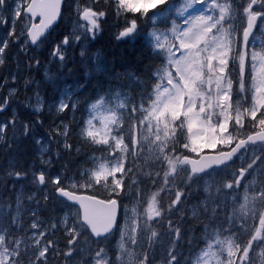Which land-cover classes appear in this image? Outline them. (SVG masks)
<instances>
[{"label": "snow or ice", "instance_id": "1", "mask_svg": "<svg viewBox=\"0 0 264 264\" xmlns=\"http://www.w3.org/2000/svg\"><path fill=\"white\" fill-rule=\"evenodd\" d=\"M0 31V264H264V0H0Z\"/></svg>", "mask_w": 264, "mask_h": 264}, {"label": "trees", "instance_id": "2", "mask_svg": "<svg viewBox=\"0 0 264 264\" xmlns=\"http://www.w3.org/2000/svg\"><path fill=\"white\" fill-rule=\"evenodd\" d=\"M61 27L62 25L52 30L51 33L48 35V37L53 36L52 34L54 33V31L59 30ZM61 31H64V30L61 29ZM110 31H111L110 27L107 28L105 31V34L101 36L94 44H92L91 47L93 48V50L96 48H100L102 51L105 52L106 54V63L104 64L105 69L113 70L112 65H111V60L115 58V69L114 70H123V64L121 63V60H122L121 50L118 45H114L112 43V40L110 36L108 35ZM126 54L129 56H135L136 52L135 51L128 52L126 50ZM69 67H72V63L69 64ZM68 78L71 80L78 78L81 82H83V79H84L83 68H81L80 66V61L78 59V56H77V59L75 60L74 73L73 75L68 76ZM94 79H103V74L101 73L98 75H94ZM24 114L25 115L27 114L26 109L24 110ZM37 131L40 136H45L44 129L41 126L37 125ZM19 151L26 152L25 155L19 156L20 162L26 167L27 163H29V161H32L31 155H32L33 150L31 147H27L26 149L22 147ZM4 154H5V151H3L2 148H0V160L2 159V155ZM53 171H56V169H53Z\"/></svg>", "mask_w": 264, "mask_h": 264}, {"label": "rangeland", "instance_id": "3", "mask_svg": "<svg viewBox=\"0 0 264 264\" xmlns=\"http://www.w3.org/2000/svg\"><path fill=\"white\" fill-rule=\"evenodd\" d=\"M9 27H11V24H9ZM66 27H67V21L64 22V24L62 25V27H61L59 30L54 31V33L52 34L53 36H49V37L46 38V44L48 45V51L51 49V47H52V45H53L54 43H56L57 41H59V39H61V37H62V36L64 35V33H65V30H64V31H61V29H63V28L66 29ZM2 35H3V32L0 31V36H2ZM46 44H45V45H46ZM78 48H79V46L77 45V46H76L77 55H78ZM48 51H47V56H48ZM78 59H79V58H78ZM67 79H68V82H69V83L72 82V80L69 79L68 77H67ZM48 91H49V92L52 91L51 87H49ZM7 161H8V160H7ZM6 163H7V162H6ZM241 195H243V193H241Z\"/></svg>", "mask_w": 264, "mask_h": 264}, {"label": "bare ground", "instance_id": "4", "mask_svg": "<svg viewBox=\"0 0 264 264\" xmlns=\"http://www.w3.org/2000/svg\"><path fill=\"white\" fill-rule=\"evenodd\" d=\"M63 30H65V29L63 28ZM12 51H13V53H16L17 50H16V47H15V46H13ZM47 51H48V45L46 44V45H45V49L41 52V55L44 56L45 59H47ZM77 56H78V55H77ZM37 78H38V79H39V78H42V73H38V74H37ZM11 107H12V106L10 105V108H11ZM2 116H3V114H0V118H2ZM32 150H33V149H32ZM12 155H14V153H13L12 150H9L8 152H5L4 155H2V159L0 160V168H2V167L6 164L8 158H9L10 156H12ZM31 163H32V161H29V163H27V166H26V167H28Z\"/></svg>", "mask_w": 264, "mask_h": 264}, {"label": "water", "instance_id": "5", "mask_svg": "<svg viewBox=\"0 0 264 264\" xmlns=\"http://www.w3.org/2000/svg\"><path fill=\"white\" fill-rule=\"evenodd\" d=\"M38 22V21H37Z\"/></svg>", "mask_w": 264, "mask_h": 264}]
</instances>
